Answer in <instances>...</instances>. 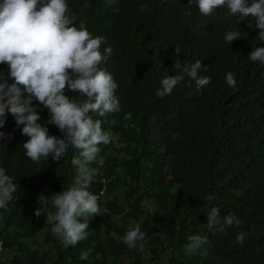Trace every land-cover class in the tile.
I'll list each match as a JSON object with an SVG mask.
<instances>
[{
    "label": "trees",
    "instance_id": "trees-1",
    "mask_svg": "<svg viewBox=\"0 0 264 264\" xmlns=\"http://www.w3.org/2000/svg\"><path fill=\"white\" fill-rule=\"evenodd\" d=\"M0 264H264V0H0Z\"/></svg>",
    "mask_w": 264,
    "mask_h": 264
}]
</instances>
